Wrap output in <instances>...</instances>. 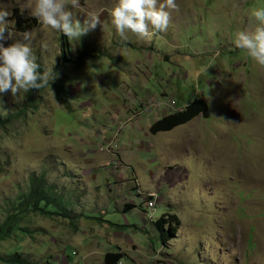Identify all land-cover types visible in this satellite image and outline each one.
I'll return each instance as SVG.
<instances>
[{
    "label": "rangeland",
    "instance_id": "obj_1",
    "mask_svg": "<svg viewBox=\"0 0 264 264\" xmlns=\"http://www.w3.org/2000/svg\"><path fill=\"white\" fill-rule=\"evenodd\" d=\"M27 2L0 0L14 38L25 33L14 9L34 24L27 32L38 70L56 76L31 96L0 93V226L9 211L20 213L36 178L67 210L21 216L0 234V264L12 255L106 264L107 252L123 255L118 264H264V67L234 44L264 0H176L167 30L127 39L111 24L116 0H80L76 19L95 12L100 23L77 41L40 24ZM82 52L90 57L76 67ZM61 81L67 104L56 97ZM148 96L175 101L178 112L203 99L210 117L153 135L142 119L177 112L165 104L143 115ZM163 215L180 220L170 222L175 233L164 226L167 243L156 225Z\"/></svg>",
    "mask_w": 264,
    "mask_h": 264
},
{
    "label": "clouds",
    "instance_id": "obj_2",
    "mask_svg": "<svg viewBox=\"0 0 264 264\" xmlns=\"http://www.w3.org/2000/svg\"><path fill=\"white\" fill-rule=\"evenodd\" d=\"M80 7V0H28L25 8L40 24L48 26L77 41L99 21L95 12H87L81 23L72 9ZM171 10H178L176 0H116L109 9L111 24L122 39L126 32L147 36L149 30H167ZM10 13L0 4V93L9 91L18 95L21 91L39 89L50 84L56 75L53 67L39 71V65L31 45V33L25 32L21 38H14ZM255 21L251 28L239 29L234 35L237 48L246 51L258 66L264 67V5L250 10ZM13 42L5 46V41Z\"/></svg>",
    "mask_w": 264,
    "mask_h": 264
},
{
    "label": "trees",
    "instance_id": "obj_3",
    "mask_svg": "<svg viewBox=\"0 0 264 264\" xmlns=\"http://www.w3.org/2000/svg\"><path fill=\"white\" fill-rule=\"evenodd\" d=\"M14 18L15 22L17 23L19 30L23 32H27L31 30L34 26V24L29 21L28 19H21L18 14V10L14 9ZM8 45V41H5V46ZM89 54L87 52H82L79 54V56L73 60V63L76 67H83L86 64V60L89 59ZM66 61V59H64ZM56 97L57 99L63 103L67 104V97L65 96L67 94L64 82H56L54 84ZM35 89H30L29 96L33 94ZM28 104V103H27ZM27 104L24 106L23 111L28 107ZM30 108V107H28ZM18 114V113H17ZM202 116L203 118L209 119V106L207 102H205L203 99H198L192 101L186 108H184L182 111L177 113L168 114L166 116H163L160 120L155 122L150 132L153 135H156L160 132H169L174 130L175 128L185 125L192 121L194 118L198 116ZM15 116V115H14ZM11 117H8L6 122H9ZM45 202V206H42V203ZM19 208L20 213H17L16 211H9L7 218L5 222L0 226V234H2L1 239H4L9 232H14L16 226L21 222L22 217L26 214V212H41L42 214H50V215H65V212L67 210L64 196L52 194L51 190L45 186L43 183V180L40 179H32V186L30 192L23 197V199L19 202ZM47 206H53V208L58 209V211L53 210H46ZM127 208H133L130 205H127ZM61 210V211H59ZM172 220H176V223H180V220H178L177 216L175 215H163L156 223L158 229L161 232L162 237H165L164 242L167 243L169 240V237H171L169 232H166L164 229V226L166 223L170 224V230L175 233L176 228L170 223ZM123 258V255L121 253H106L104 261L106 264H118L121 259ZM3 262L9 263V264H29L26 263L25 260L21 259L19 256L15 257V255H12L11 257L7 258H1Z\"/></svg>",
    "mask_w": 264,
    "mask_h": 264
},
{
    "label": "built area",
    "instance_id": "obj_4",
    "mask_svg": "<svg viewBox=\"0 0 264 264\" xmlns=\"http://www.w3.org/2000/svg\"><path fill=\"white\" fill-rule=\"evenodd\" d=\"M155 99L154 98H152V96H148V97H146L145 98V100L144 101H142L143 102V109H144V114L143 115H145V114H151V113H154V112H156V113H159L160 112V110L162 109V107H165L166 105L167 106H170L173 110H174V112H178V109L176 108V104H175V101H173V102H166V103H162L161 101L160 102H157L156 100L154 101ZM166 104V105H165ZM183 109H180V111H182ZM169 113H173V112H169ZM167 113H165V115H166ZM142 115V116H143ZM160 115V114H159ZM142 116H141V114H140V112H138L137 114H136V116H135V119L131 122V123H136V122H138L141 118H142ZM111 145H109V147H110ZM115 166V168H119V165L118 164H115L114 165ZM150 196H152V195H149V197ZM152 198H149L148 200H147V202H146V206H145V208H144V212H147V214L149 213V210H151V209H153L154 208V206H155V200H151ZM146 214V215H147Z\"/></svg>",
    "mask_w": 264,
    "mask_h": 264
},
{
    "label": "crops",
    "instance_id": "obj_5",
    "mask_svg": "<svg viewBox=\"0 0 264 264\" xmlns=\"http://www.w3.org/2000/svg\"><path fill=\"white\" fill-rule=\"evenodd\" d=\"M135 103H136V102H135ZM133 104H134V103H133ZM181 109H183V108H181ZM166 115H168V114H166ZM162 117H163V116H161V115H159V114H154V115H152V116H149V118L142 119L141 122H142V121H145V123L147 124V128H148V130L150 131L152 125H153L155 122H157L158 120H160ZM197 118H198V117L194 118L192 121L196 120ZM149 120H151V121H149ZM192 121H190V122H192ZM139 123H140V121H139ZM150 133H151V132H150ZM160 133H161V132H160ZM151 134H152V133H151ZM121 155H122V153H121ZM121 158L124 160L123 156H121Z\"/></svg>",
    "mask_w": 264,
    "mask_h": 264
}]
</instances>
